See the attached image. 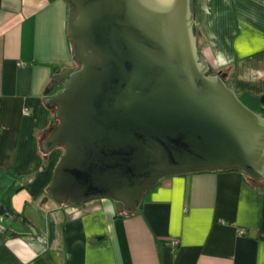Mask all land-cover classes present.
Listing matches in <instances>:
<instances>
[{
  "label": "crops",
  "instance_id": "1",
  "mask_svg": "<svg viewBox=\"0 0 264 264\" xmlns=\"http://www.w3.org/2000/svg\"><path fill=\"white\" fill-rule=\"evenodd\" d=\"M194 7L206 59L229 70L256 111L264 0ZM68 8L65 0H0V264H264V188L236 169L164 178L141 209L121 216L107 198L71 205L48 196L63 151L42 148L55 114L46 99L77 63Z\"/></svg>",
  "mask_w": 264,
  "mask_h": 264
},
{
  "label": "water",
  "instance_id": "2",
  "mask_svg": "<svg viewBox=\"0 0 264 264\" xmlns=\"http://www.w3.org/2000/svg\"><path fill=\"white\" fill-rule=\"evenodd\" d=\"M78 67L46 102L63 147L48 196L135 212L167 177L236 169L264 179V116L199 52L192 0H65Z\"/></svg>",
  "mask_w": 264,
  "mask_h": 264
},
{
  "label": "trees",
  "instance_id": "3",
  "mask_svg": "<svg viewBox=\"0 0 264 264\" xmlns=\"http://www.w3.org/2000/svg\"><path fill=\"white\" fill-rule=\"evenodd\" d=\"M221 77L225 80L226 84H227L228 86L232 87V88L236 91V93L238 94V90L236 89V86H235L230 80H228V79L226 78V74H225L224 72H222V71H221ZM54 82H55V80H54ZM63 83H64V80H63V82H62V81H61V82H57V83H53V82H52V84H54V88L56 89L55 91L60 90V89L63 87ZM260 100H261V103H260L259 108L256 110V112H258L259 114H261V115L264 116V95L261 96ZM51 107L53 108V111H55L56 107H55V106H51ZM57 122H58V119H57V117H56L55 114H54V116H53V121H52V123H51L49 129L47 130V134H49V133L54 129V127L56 126ZM60 148H61L62 151L64 152V148H63V147H60ZM227 170H234V169H227ZM227 170H218V171H227ZM245 176H246L250 181H252L253 183H255V184L257 185V187L264 188V179L261 180V181H255V180L249 178L247 175H245ZM156 187H157V186H156ZM156 187H154V188L151 189V190H148V191L145 193V195L148 194L149 192H151L152 190H154ZM43 191H44V190H43ZM145 195H144V196H145ZM142 202H143V201H142ZM142 202H141V204L139 205L138 209H141ZM123 214H128V213H126L125 211H123V210L121 209V206H120V212L118 213V216H121V215H123Z\"/></svg>",
  "mask_w": 264,
  "mask_h": 264
},
{
  "label": "rangeland",
  "instance_id": "4",
  "mask_svg": "<svg viewBox=\"0 0 264 264\" xmlns=\"http://www.w3.org/2000/svg\"><path fill=\"white\" fill-rule=\"evenodd\" d=\"M195 26H196V25H195ZM196 37L199 38V39H197V47H198V50H199L200 53H202V54L204 55L205 48H204V46L202 45V43L198 41V40L201 39V38L199 37V34H198V33L196 34ZM204 56H205V55H204ZM78 66H79L78 63H75V65H74L72 68L76 69ZM218 69H221L220 71H222V72H224V73H225L226 71H229L228 69L223 68V67H215V70H216V71H217Z\"/></svg>",
  "mask_w": 264,
  "mask_h": 264
},
{
  "label": "flooded vegetation",
  "instance_id": "5",
  "mask_svg": "<svg viewBox=\"0 0 264 264\" xmlns=\"http://www.w3.org/2000/svg\"><path fill=\"white\" fill-rule=\"evenodd\" d=\"M194 5H195V0H192V6L194 7ZM195 32H196V27H195ZM214 71H216V70L214 69ZM216 72H218V74H220V76H221V71L220 70H217Z\"/></svg>",
  "mask_w": 264,
  "mask_h": 264
},
{
  "label": "built area",
  "instance_id": "6",
  "mask_svg": "<svg viewBox=\"0 0 264 264\" xmlns=\"http://www.w3.org/2000/svg\"><path fill=\"white\" fill-rule=\"evenodd\" d=\"M27 111V110H26ZM174 246L178 244V240L173 241Z\"/></svg>",
  "mask_w": 264,
  "mask_h": 264
}]
</instances>
